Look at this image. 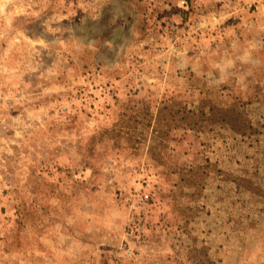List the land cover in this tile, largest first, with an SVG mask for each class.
<instances>
[{
	"label": "rangeland",
	"instance_id": "1",
	"mask_svg": "<svg viewBox=\"0 0 264 264\" xmlns=\"http://www.w3.org/2000/svg\"><path fill=\"white\" fill-rule=\"evenodd\" d=\"M0 264H264V0H0Z\"/></svg>",
	"mask_w": 264,
	"mask_h": 264
}]
</instances>
